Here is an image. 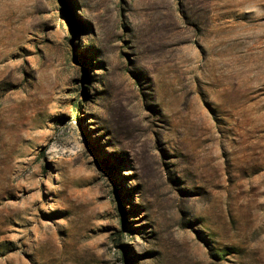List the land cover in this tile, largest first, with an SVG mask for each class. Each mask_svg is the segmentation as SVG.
Listing matches in <instances>:
<instances>
[{"label":"rangeland","instance_id":"1","mask_svg":"<svg viewBox=\"0 0 264 264\" xmlns=\"http://www.w3.org/2000/svg\"><path fill=\"white\" fill-rule=\"evenodd\" d=\"M0 264H264V0H0Z\"/></svg>","mask_w":264,"mask_h":264},{"label":"trees","instance_id":"2","mask_svg":"<svg viewBox=\"0 0 264 264\" xmlns=\"http://www.w3.org/2000/svg\"><path fill=\"white\" fill-rule=\"evenodd\" d=\"M58 1H60V0H58Z\"/></svg>","mask_w":264,"mask_h":264}]
</instances>
